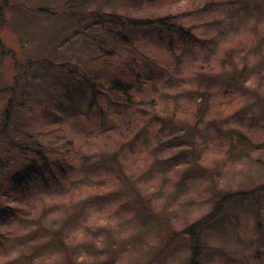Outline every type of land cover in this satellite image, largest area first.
Wrapping results in <instances>:
<instances>
[{
	"label": "rangeland",
	"instance_id": "rangeland-1",
	"mask_svg": "<svg viewBox=\"0 0 264 264\" xmlns=\"http://www.w3.org/2000/svg\"><path fill=\"white\" fill-rule=\"evenodd\" d=\"M108 14L173 16L196 39L95 20ZM0 40V159L38 144L75 165L30 201L4 192L0 167V204L19 209L0 216V264H190L180 232L220 195L264 185V0H0ZM116 81L133 85V103ZM101 108L119 115L99 127ZM256 194L199 228L200 264H264Z\"/></svg>",
	"mask_w": 264,
	"mask_h": 264
},
{
	"label": "trees",
	"instance_id": "trees-1",
	"mask_svg": "<svg viewBox=\"0 0 264 264\" xmlns=\"http://www.w3.org/2000/svg\"><path fill=\"white\" fill-rule=\"evenodd\" d=\"M43 12H49L48 9H43ZM3 15L1 16V19ZM109 19L114 20L116 22L122 23L123 25L131 26L134 29L138 28H146L150 30H165L167 33H171L173 30H177L183 36V44L192 47L193 43L196 39L195 35L191 33L188 29L184 26H176L173 23V16H168L164 18H156V19H143V20H135L130 19L128 17H123L121 15H99L95 20L99 21L100 19ZM101 21V20H100ZM116 37L124 42H127L128 37L125 33L118 32ZM172 43L174 41V36H171ZM0 48L2 51L7 55V52L4 49V45L0 40ZM104 57L113 54L112 51L107 49L103 50ZM10 55V53H8ZM15 58V55L13 56ZM153 70L154 75H157L160 68H163L165 63L163 61H155ZM68 64L59 65V67H65ZM126 71H128L124 67H120L118 72V78L120 79L125 78L127 76ZM70 73H75V70H70ZM82 81L87 84L92 90V102L90 107H101L97 98L102 93L98 90L97 86L92 82L86 75L79 76ZM137 78V77H136ZM140 81V78L136 79ZM112 90L116 93L122 94L124 97L127 98L128 104L133 103V97H130V93L133 90V85L131 84H124L122 81H116L112 84ZM222 93L225 95L229 94L230 92L227 89H224ZM109 110V109H108ZM100 118L97 120L99 127H103L105 123L106 117L109 114H113L114 117H117L119 114L114 110H109L105 112L103 108L100 109ZM10 108H8L6 113V119L10 117ZM10 148L20 153V158L17 160V163L12 162L8 159L5 161L4 159H0V167L3 168V179H4V192L8 195L13 196L17 201H30V199L40 193L42 190H45L46 187L50 185H61L70 178L72 172L75 169V165L72 163V158L69 156L66 158H59L58 156L62 155L61 146L58 147H48L43 148L38 144L32 146H26L23 144H10ZM10 149V150H11ZM11 156V153H8ZM12 165L9 166V165ZM263 186L258 187L255 190H243V191H236V192H228L226 194L220 195L219 199L216 202V205L213 211L206 216L205 218L194 222L188 228L182 230L180 233L187 236L192 241L191 246V260L190 264H200L198 257H199V228L208 225L213 222L219 215L224 211L226 205L231 202V200L235 198H254L256 196V191L263 189ZM19 209L14 208L11 206H7L4 204H0V216L7 221L10 218L16 217L18 214ZM9 240L8 235L5 232L0 231V245L7 243Z\"/></svg>",
	"mask_w": 264,
	"mask_h": 264
}]
</instances>
